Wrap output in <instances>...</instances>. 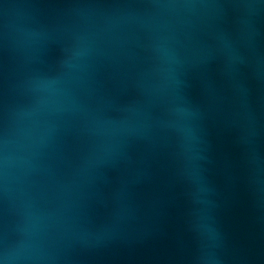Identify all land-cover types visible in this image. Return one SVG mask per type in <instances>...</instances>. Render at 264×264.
Wrapping results in <instances>:
<instances>
[{
	"label": "water",
	"instance_id": "1",
	"mask_svg": "<svg viewBox=\"0 0 264 264\" xmlns=\"http://www.w3.org/2000/svg\"><path fill=\"white\" fill-rule=\"evenodd\" d=\"M0 264H264V0H0Z\"/></svg>",
	"mask_w": 264,
	"mask_h": 264
}]
</instances>
